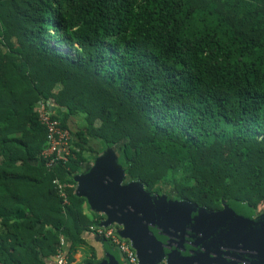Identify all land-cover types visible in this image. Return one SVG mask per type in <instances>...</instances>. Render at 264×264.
I'll use <instances>...</instances> for the list:
<instances>
[{
  "label": "trees",
  "instance_id": "1",
  "mask_svg": "<svg viewBox=\"0 0 264 264\" xmlns=\"http://www.w3.org/2000/svg\"><path fill=\"white\" fill-rule=\"evenodd\" d=\"M47 101L72 134L49 171ZM108 148L147 192L261 213L264 0H0V264H54L65 247L74 264L103 216L73 178Z\"/></svg>",
  "mask_w": 264,
  "mask_h": 264
},
{
  "label": "water",
  "instance_id": "2",
  "mask_svg": "<svg viewBox=\"0 0 264 264\" xmlns=\"http://www.w3.org/2000/svg\"><path fill=\"white\" fill-rule=\"evenodd\" d=\"M52 108V107H51ZM113 148L97 155L74 176L76 195L103 216L100 225H117L129 240L139 264H203L223 248L240 250L245 264H264V210L255 214L246 203L223 202L211 211L188 201L147 192L125 181ZM104 258L95 264H121L117 252L102 243Z\"/></svg>",
  "mask_w": 264,
  "mask_h": 264
},
{
  "label": "built area",
  "instance_id": "3",
  "mask_svg": "<svg viewBox=\"0 0 264 264\" xmlns=\"http://www.w3.org/2000/svg\"><path fill=\"white\" fill-rule=\"evenodd\" d=\"M52 107V108H51ZM53 104L50 101L38 102L36 113L40 124L45 129V147L41 151L44 167L49 171L61 163L67 162L72 157L71 152V131L63 127L60 121L53 117ZM57 192L62 199L63 204H67L66 193L63 184L54 179ZM119 227L115 224L103 227L100 224L90 226L89 232L96 235L102 242H108L110 246L118 253L121 264H139L129 240L118 234ZM61 245L65 246V241L60 240ZM54 264H67V257L64 248L58 249L53 258Z\"/></svg>",
  "mask_w": 264,
  "mask_h": 264
},
{
  "label": "crops",
  "instance_id": "4",
  "mask_svg": "<svg viewBox=\"0 0 264 264\" xmlns=\"http://www.w3.org/2000/svg\"><path fill=\"white\" fill-rule=\"evenodd\" d=\"M73 122H74V120H72L70 122L71 126L73 125ZM83 238H84V240L86 242V246H83L81 248V250H78L74 254V256H73L74 257V264L81 263L83 261V259H84V256L85 257L90 256L92 250L96 254L97 259H99V261H101L104 258V252H103V248H102V243L103 242L96 235H94L93 233H91L89 231L83 233ZM65 246H66V243H65ZM64 250L66 252V247L64 248Z\"/></svg>",
  "mask_w": 264,
  "mask_h": 264
},
{
  "label": "flooded vegetation",
  "instance_id": "5",
  "mask_svg": "<svg viewBox=\"0 0 264 264\" xmlns=\"http://www.w3.org/2000/svg\"><path fill=\"white\" fill-rule=\"evenodd\" d=\"M239 253L240 250L223 248L220 250L219 254H210L203 264H245L244 261L238 257ZM157 264H168L167 256L161 258Z\"/></svg>",
  "mask_w": 264,
  "mask_h": 264
},
{
  "label": "rangeland",
  "instance_id": "6",
  "mask_svg": "<svg viewBox=\"0 0 264 264\" xmlns=\"http://www.w3.org/2000/svg\"><path fill=\"white\" fill-rule=\"evenodd\" d=\"M77 123H79V122H77ZM73 125H74L73 127H76V122H75V121L73 122ZM92 143H93V144H92ZM94 143H95L94 141H93V142H92V141L90 142L91 145H94V147L96 148V150H99V148H98V146L96 145V143H95V144H94ZM113 149H114V148H113ZM102 255H103V254H102Z\"/></svg>",
  "mask_w": 264,
  "mask_h": 264
}]
</instances>
